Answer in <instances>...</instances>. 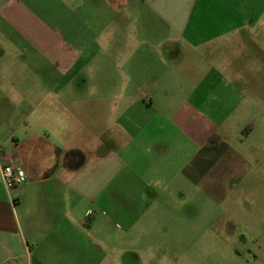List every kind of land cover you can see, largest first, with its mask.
I'll use <instances>...</instances> for the list:
<instances>
[{"label": "crops", "instance_id": "crops-1", "mask_svg": "<svg viewBox=\"0 0 264 264\" xmlns=\"http://www.w3.org/2000/svg\"><path fill=\"white\" fill-rule=\"evenodd\" d=\"M207 3L0 0V264H124L118 249L128 241L120 242V229L101 202V186L111 187L118 178L110 167L113 157L92 156L95 151L81 145L92 140L91 129L78 114L60 107L65 99L58 90H68L72 84L78 90L88 87L86 80H75L86 66H81L82 56L92 51L76 28L88 16L95 30L103 9L111 23L119 22L123 14L143 30L146 42H152L151 47L144 43L128 50L132 57L142 51L160 64L188 69L200 85L217 74L229 87L230 80L223 74L238 71L242 62V90H259L252 97L264 99L263 16L242 17L240 7L231 19H208L204 16ZM133 34L128 33L129 39ZM94 35V48L98 44L101 51L102 36ZM30 90L40 92V100ZM97 95L92 100L98 104L108 98ZM160 118L150 121L149 125L156 123L151 135L144 136L140 130L128 137L124 130L127 158L141 141L148 155L165 154ZM98 120H93L95 128ZM246 130L249 133L251 126ZM72 138L78 139L73 145ZM122 158L115 155L114 160ZM4 165H14L24 176L12 190L2 181Z\"/></svg>", "mask_w": 264, "mask_h": 264}, {"label": "rangeland", "instance_id": "rangeland-1", "mask_svg": "<svg viewBox=\"0 0 264 264\" xmlns=\"http://www.w3.org/2000/svg\"><path fill=\"white\" fill-rule=\"evenodd\" d=\"M240 7L242 17L264 19V0H208L204 16L231 19ZM102 11L95 30L90 16L76 27L84 33L82 43L92 45L75 79L88 87L58 91L62 110L78 114L95 136L81 145L102 160L113 157L118 178L101 186V202L120 229V242L128 241L118 249L122 263L264 264V99L252 97L259 90H242V62L238 71L223 74L229 87L217 74L200 85L188 69L160 64L142 51L132 57L128 50L152 42L123 14L111 23ZM94 32L102 36L101 51L94 48ZM30 91L40 100V92ZM97 93L108 98L98 104L92 100ZM158 116L165 154L148 155L141 141L127 158L122 134L151 135L156 123H149ZM214 135L217 143L207 146Z\"/></svg>", "mask_w": 264, "mask_h": 264}, {"label": "built area", "instance_id": "built-area-1", "mask_svg": "<svg viewBox=\"0 0 264 264\" xmlns=\"http://www.w3.org/2000/svg\"><path fill=\"white\" fill-rule=\"evenodd\" d=\"M1 177L5 187L8 190L16 188L24 181L22 172L17 169L14 165H4L1 169ZM90 214H92L90 212Z\"/></svg>", "mask_w": 264, "mask_h": 264}, {"label": "trees", "instance_id": "trees-1", "mask_svg": "<svg viewBox=\"0 0 264 264\" xmlns=\"http://www.w3.org/2000/svg\"><path fill=\"white\" fill-rule=\"evenodd\" d=\"M217 143V140H215V135L210 137L208 142H207V146H211Z\"/></svg>", "mask_w": 264, "mask_h": 264}]
</instances>
